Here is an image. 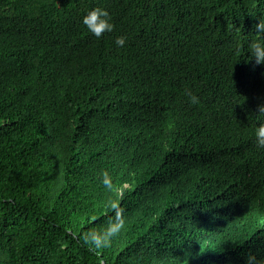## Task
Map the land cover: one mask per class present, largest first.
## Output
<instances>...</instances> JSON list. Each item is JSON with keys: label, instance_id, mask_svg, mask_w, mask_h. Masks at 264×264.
I'll return each instance as SVG.
<instances>
[{"label": "trees", "instance_id": "1", "mask_svg": "<svg viewBox=\"0 0 264 264\" xmlns=\"http://www.w3.org/2000/svg\"><path fill=\"white\" fill-rule=\"evenodd\" d=\"M260 21L264 0H0V264L264 258ZM108 201L125 228L93 251Z\"/></svg>", "mask_w": 264, "mask_h": 264}, {"label": "clouds", "instance_id": "2", "mask_svg": "<svg viewBox=\"0 0 264 264\" xmlns=\"http://www.w3.org/2000/svg\"><path fill=\"white\" fill-rule=\"evenodd\" d=\"M82 23L97 39L103 37L105 33H111L114 30V24L109 11L105 8L95 7L86 11L82 17ZM259 29L258 34L261 39L252 43L250 53L255 58L257 64H264V21L256 26ZM127 43L126 36H118L115 44L118 48L125 47ZM185 95L191 104L197 105L200 103V98L193 94L191 89L185 90ZM257 115L260 121L253 130L254 144L256 148L264 150V104L258 106ZM100 182L103 187L111 191L113 188V177L108 171H103L100 174ZM106 207L114 210V217L109 218L106 225L99 229L90 230L84 234L83 242L90 246L91 250L99 251L110 247L115 238H117L126 224V217L123 209L112 201H108ZM243 264H264V258H261L255 252H249L245 257Z\"/></svg>", "mask_w": 264, "mask_h": 264}, {"label": "rangeland", "instance_id": "3", "mask_svg": "<svg viewBox=\"0 0 264 264\" xmlns=\"http://www.w3.org/2000/svg\"><path fill=\"white\" fill-rule=\"evenodd\" d=\"M120 191H122L123 192V194H122V192H121V194L122 195H125L126 194V192H125V189L123 188L122 190H120ZM125 193V194H124Z\"/></svg>", "mask_w": 264, "mask_h": 264}]
</instances>
